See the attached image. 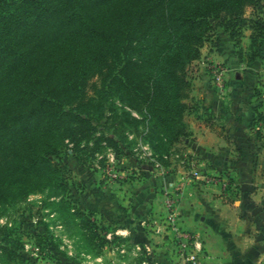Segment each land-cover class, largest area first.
Returning <instances> with one entry per match:
<instances>
[{
    "label": "trees",
    "instance_id": "trees-1",
    "mask_svg": "<svg viewBox=\"0 0 264 264\" xmlns=\"http://www.w3.org/2000/svg\"><path fill=\"white\" fill-rule=\"evenodd\" d=\"M262 0H0V205L26 198L58 174V156L66 107L84 113L95 76L116 83L136 111L147 109L168 142L188 152L192 128L186 118L191 82L185 68L200 56L213 30L224 28L238 47L243 29L252 30L246 53L252 66L262 55L264 19H247V6ZM164 32L160 56L130 58L123 45L141 31ZM243 61L242 49L237 52ZM259 90L255 92L260 97ZM262 104L251 122H263ZM133 120V119H132ZM135 121V119H134ZM229 188L238 192L230 174Z\"/></svg>",
    "mask_w": 264,
    "mask_h": 264
},
{
    "label": "rangeland",
    "instance_id": "rangeland-1",
    "mask_svg": "<svg viewBox=\"0 0 264 264\" xmlns=\"http://www.w3.org/2000/svg\"><path fill=\"white\" fill-rule=\"evenodd\" d=\"M244 17L264 19V0L247 6ZM210 22L214 27L199 47L200 56L185 68L191 82L185 100L194 106L187 122L192 117L212 119L195 94L201 74L207 73L209 81L219 86L213 68L215 64L225 67L223 91L229 84L232 60L237 68L250 67L246 53L252 30L245 27L240 44L234 47L224 28L215 20ZM165 37L157 28L141 31L125 41L123 51L134 59L160 56ZM221 41L227 42L226 50L235 59L219 57L224 54ZM262 48L264 57V44ZM239 49L243 61L237 56ZM258 67L260 97L255 102L262 104L263 122L257 129L264 133V58ZM94 81L97 87L88 91L94 104L77 113V119L76 111L66 107L61 119L62 131L55 143L60 154L52 157L58 174L26 198L0 205V264H167L150 251L149 231L163 235L159 229L170 210L179 215L178 223L184 228L194 220L193 231L201 234L200 213L191 218L187 214L194 207L201 209L205 188L211 184L192 174L188 152L168 142L166 132L146 108L140 112L131 108L116 83L105 85L97 76ZM236 197L225 199L234 202ZM155 214H160L157 219Z\"/></svg>",
    "mask_w": 264,
    "mask_h": 264
},
{
    "label": "crops",
    "instance_id": "crops-1",
    "mask_svg": "<svg viewBox=\"0 0 264 264\" xmlns=\"http://www.w3.org/2000/svg\"><path fill=\"white\" fill-rule=\"evenodd\" d=\"M219 46L220 52L224 51L219 56L221 59H235V55L229 56L226 50L227 42L221 41ZM261 62L262 58L243 69L235 67L236 62L232 60L233 68L227 76L229 84L223 91L209 81L210 75L200 71L203 74L195 94L209 109L212 119H190L192 140L188 155L192 168L201 175L230 174L238 185L234 202L225 199L219 186L207 185L201 209L194 207L190 211L183 207L189 211L188 218L200 213L202 264H264V140L258 138L251 126L257 99L255 92L260 88L258 66ZM182 173L185 175L184 172L179 175ZM151 190L149 188L148 192ZM150 207L153 204L148 201ZM159 215L155 214V219ZM194 222L186 229L193 231ZM171 248L172 244L163 235L149 231V249L154 257L170 264Z\"/></svg>",
    "mask_w": 264,
    "mask_h": 264
},
{
    "label": "built area",
    "instance_id": "built-area-1",
    "mask_svg": "<svg viewBox=\"0 0 264 264\" xmlns=\"http://www.w3.org/2000/svg\"><path fill=\"white\" fill-rule=\"evenodd\" d=\"M226 71L227 69L225 67L217 64L214 65L213 74L219 86H221L226 77ZM191 172L197 179L207 184L219 186L223 195L227 197L233 195V191L229 188V177L226 174L201 175L194 169ZM169 206L172 207L173 204L170 203ZM178 220L179 215L173 210H170L164 225L159 229V231H162L164 238L172 244L170 264H202L201 257L204 250L201 236L197 232L179 225Z\"/></svg>",
    "mask_w": 264,
    "mask_h": 264
}]
</instances>
